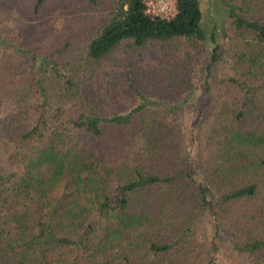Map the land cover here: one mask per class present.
I'll use <instances>...</instances> for the list:
<instances>
[{
    "label": "trees",
    "instance_id": "obj_1",
    "mask_svg": "<svg viewBox=\"0 0 264 264\" xmlns=\"http://www.w3.org/2000/svg\"><path fill=\"white\" fill-rule=\"evenodd\" d=\"M147 1L1 2L17 23L0 25V109L26 95L0 112V264H216L205 213L241 264H264L260 9L227 0L226 47L207 53L200 0H175L169 19ZM218 61L228 76L212 92ZM195 71L203 182L179 105Z\"/></svg>",
    "mask_w": 264,
    "mask_h": 264
},
{
    "label": "rangeland",
    "instance_id": "obj_2",
    "mask_svg": "<svg viewBox=\"0 0 264 264\" xmlns=\"http://www.w3.org/2000/svg\"><path fill=\"white\" fill-rule=\"evenodd\" d=\"M4 1L6 0H0V4ZM255 1L257 3V7L260 10L256 19L254 20L264 23V0ZM226 2L227 0H200V8L203 15L202 27L206 34L207 53H210L215 46L219 48V52H222L226 47V43L228 41L226 38L228 32L227 29L229 30L230 27ZM66 9L67 8H65L64 11H66ZM14 21L15 19L11 18L6 13L0 15L1 26L16 25L17 22ZM212 36L215 39V43L210 41ZM27 64L18 63L17 67L19 70H23ZM198 71H195L193 74V81L195 85L194 90L184 102H179V105L181 104L183 111L184 135L186 144L188 146V151L185 155L189 163V173L196 181L203 182L205 180V174L204 170L196 163L197 150L193 139L194 135L196 134V129L199 122L207 113V109H204L203 106L206 104L208 95L205 91L204 79L200 78ZM227 76L228 73L223 67V63L221 61H218L213 65L211 75L207 80L211 86L212 92L216 90L215 87L217 86L218 82L227 78ZM25 95L26 91L22 88H18L16 96L10 101L5 102L3 107L0 109V112L14 109L19 105V103H21V101H23ZM201 229L205 234L206 241L209 242L212 247L215 246L217 249L215 252L216 264H241L237 257L226 250V245L231 238L229 233L221 232V235L217 236L215 234L213 221L209 213H205L204 217L202 218Z\"/></svg>",
    "mask_w": 264,
    "mask_h": 264
},
{
    "label": "built area",
    "instance_id": "obj_3",
    "mask_svg": "<svg viewBox=\"0 0 264 264\" xmlns=\"http://www.w3.org/2000/svg\"><path fill=\"white\" fill-rule=\"evenodd\" d=\"M175 0H149L146 3L145 12L149 16L169 19L175 13Z\"/></svg>",
    "mask_w": 264,
    "mask_h": 264
}]
</instances>
